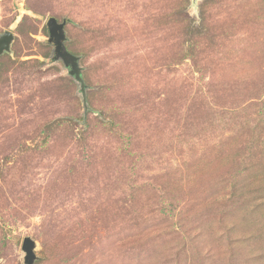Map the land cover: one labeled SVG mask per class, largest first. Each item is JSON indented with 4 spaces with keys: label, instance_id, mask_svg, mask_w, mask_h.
I'll return each instance as SVG.
<instances>
[{
    "label": "rangeland",
    "instance_id": "rangeland-1",
    "mask_svg": "<svg viewBox=\"0 0 264 264\" xmlns=\"http://www.w3.org/2000/svg\"><path fill=\"white\" fill-rule=\"evenodd\" d=\"M5 31L0 264H264V0H0Z\"/></svg>",
    "mask_w": 264,
    "mask_h": 264
},
{
    "label": "water",
    "instance_id": "water-1",
    "mask_svg": "<svg viewBox=\"0 0 264 264\" xmlns=\"http://www.w3.org/2000/svg\"><path fill=\"white\" fill-rule=\"evenodd\" d=\"M198 0H193L197 6ZM66 21L59 22L52 17L47 22L49 31V43L54 45V61L61 60L68 70L69 75L73 77L80 85V93L82 94L83 103L86 106V84L82 76V67L80 66V57L72 54L65 46L66 36ZM15 41V34L11 31L0 33V58L6 54H12V46ZM37 243L32 237L24 238L22 251L24 253L23 264H35L39 259L36 254Z\"/></svg>",
    "mask_w": 264,
    "mask_h": 264
},
{
    "label": "trees",
    "instance_id": "trees-1",
    "mask_svg": "<svg viewBox=\"0 0 264 264\" xmlns=\"http://www.w3.org/2000/svg\"><path fill=\"white\" fill-rule=\"evenodd\" d=\"M1 59V58H0ZM86 99H87V102H88V97H87V92H86ZM85 106V105H84ZM87 108V110H89V109H91L92 110V108H90V107H87V105L85 106V109ZM106 118V117H105ZM85 121L87 120V118H86V116H85V119H84ZM109 122V121H108ZM63 123H64V121H63ZM107 125H109V123H107ZM49 128V127H48Z\"/></svg>",
    "mask_w": 264,
    "mask_h": 264
}]
</instances>
